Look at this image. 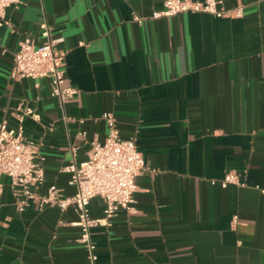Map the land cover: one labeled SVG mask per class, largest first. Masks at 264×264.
Segmentation results:
<instances>
[{
    "label": "crops",
    "instance_id": "1",
    "mask_svg": "<svg viewBox=\"0 0 264 264\" xmlns=\"http://www.w3.org/2000/svg\"><path fill=\"white\" fill-rule=\"evenodd\" d=\"M163 0H27L0 27V122L17 105L32 113L23 136L37 147L44 195L73 193L61 169L103 143L111 113L147 164L136 177L135 211L119 210L90 232L95 264H264V0L241 18L202 13L133 21ZM60 40L75 97L60 106L49 80L12 81L13 53L40 26ZM233 171L244 186H220ZM0 264H89L72 208L31 204L19 213L3 179ZM90 216L101 219L94 198Z\"/></svg>",
    "mask_w": 264,
    "mask_h": 264
},
{
    "label": "built area",
    "instance_id": "2",
    "mask_svg": "<svg viewBox=\"0 0 264 264\" xmlns=\"http://www.w3.org/2000/svg\"><path fill=\"white\" fill-rule=\"evenodd\" d=\"M27 0H0V27H11L5 19L6 9L25 5ZM183 13H202L215 18H241L243 6L224 8L221 0H163L160 10L152 11L147 17L134 15L133 21L142 23L146 19L175 17ZM43 42L38 45L24 38L13 53L9 78L12 81L22 79H47L51 85L50 96L60 106L72 100L77 94L65 75V51L58 50L60 40L49 36L45 23L41 26ZM29 108L17 105L11 116L15 120L14 127H9L5 120L0 122V195L4 182L15 200L16 210L21 213L31 204L39 208L52 207L60 213L72 208L76 220L72 226L80 230V243L84 246L89 264L97 261L96 247L91 241L90 232L100 225H107L119 210L126 213L135 211L136 177L147 170V164L136 147L133 138L122 139L116 129L111 113H104L108 132L103 143H91L87 158L79 163L72 161L61 169L68 175L67 184L73 193L63 196L55 185H49L44 195L38 190L45 184L44 169L37 158L36 145L23 136V121L31 115ZM228 185L244 186L240 176L229 171L220 181L222 188ZM264 193V191H262ZM99 198L103 203L101 219L90 216L89 204L92 199Z\"/></svg>",
    "mask_w": 264,
    "mask_h": 264
}]
</instances>
